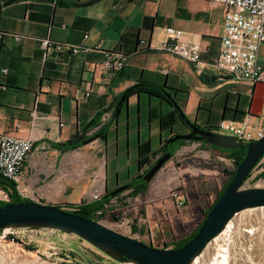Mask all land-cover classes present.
Wrapping results in <instances>:
<instances>
[{
    "label": "crops",
    "instance_id": "obj_1",
    "mask_svg": "<svg viewBox=\"0 0 264 264\" xmlns=\"http://www.w3.org/2000/svg\"><path fill=\"white\" fill-rule=\"evenodd\" d=\"M85 1L15 0L0 8V133L33 142L15 182L23 198L55 204L89 200L95 191L102 195L137 178L159 156L166 139L189 130L175 105L161 96L144 91L124 96L139 83L162 87V94L172 96L200 127L245 115L264 126V44L258 52L260 81L238 80L215 67L223 4ZM166 26L179 27L185 37L200 42V62L158 48ZM44 37L82 48L46 52L40 45ZM141 39L149 46H142ZM107 51L122 54L125 65L106 72ZM74 135L83 138L77 147L56 146ZM230 165L232 160L218 150L187 140L143 194L129 196L126 188L111 198L109 208L130 211L122 221L125 229L145 243L165 231L177 234L187 222L202 219L198 215L215 199ZM177 187L184 193L183 206L171 193Z\"/></svg>",
    "mask_w": 264,
    "mask_h": 264
},
{
    "label": "water",
    "instance_id": "obj_2",
    "mask_svg": "<svg viewBox=\"0 0 264 264\" xmlns=\"http://www.w3.org/2000/svg\"><path fill=\"white\" fill-rule=\"evenodd\" d=\"M15 0H3L0 8ZM53 1V0H51ZM98 0H86L89 5ZM189 127L185 133H177L168 141L176 139L199 140L219 148H237L245 142L234 135L214 132L200 127L191 120L184 119ZM96 134L93 136L95 138ZM166 146V144H165ZM246 153L225 186L221 195L214 201L206 216L201 221L193 237L178 248H157L140 239L121 233L99 220L67 212L62 208L41 200L24 199L8 202L0 206V229L16 226L50 227L61 231L73 232L96 247L107 251L119 262L131 261L134 264H190L207 244L217 236L228 221L243 209L264 206V186L245 187L247 174L264 155V136L245 144ZM170 157V152L163 153L143 175L150 181L163 163ZM15 184V182H12ZM128 183L120 184L110 191L111 195L126 189ZM56 244L68 246L66 242L56 240ZM73 259L82 264H118L94 260L86 254Z\"/></svg>",
    "mask_w": 264,
    "mask_h": 264
},
{
    "label": "built area",
    "instance_id": "obj_3",
    "mask_svg": "<svg viewBox=\"0 0 264 264\" xmlns=\"http://www.w3.org/2000/svg\"><path fill=\"white\" fill-rule=\"evenodd\" d=\"M206 1L225 6L221 48L215 67L238 80L251 82L262 80L263 66L258 59V52L264 44V0ZM164 34L165 38L159 43V49L175 53L188 61H201L199 41L185 37L184 31L176 26H166ZM87 36L88 34L85 33L84 37ZM140 42L149 46L145 39H141ZM40 45L46 52L77 53L82 48L80 43L61 42L49 37L41 38ZM124 65L125 57L122 54L106 52L103 60L106 72L113 73ZM2 70L6 71V68ZM210 130L234 135L245 143L264 136V126L256 124L249 115H245L241 120L223 118ZM32 148L33 142L29 138L0 133V172L14 182L18 181L21 168ZM22 193V191L18 192L21 197ZM171 193L176 198L178 206L185 204L184 193L180 188H174ZM100 195L98 191L93 192L90 199L98 198Z\"/></svg>",
    "mask_w": 264,
    "mask_h": 264
},
{
    "label": "rangeland",
    "instance_id": "obj_4",
    "mask_svg": "<svg viewBox=\"0 0 264 264\" xmlns=\"http://www.w3.org/2000/svg\"><path fill=\"white\" fill-rule=\"evenodd\" d=\"M230 166L232 169L234 168L233 161ZM244 186H264V155L252 168ZM190 189L192 188L187 187V190ZM0 200H8L7 193L1 187ZM66 202L62 201L55 204L63 205ZM112 211L114 215L119 214V221L108 215L100 218L99 221L112 229L132 236V232L125 229L127 223L122 222L125 220L124 215L130 211L123 212V209L120 208L117 211ZM203 212L198 217L203 216ZM201 220V218L192 219L185 224L184 230L177 234H167L170 231H165L163 235L155 236L154 241L150 240L148 244L157 248H172L174 241L188 236L189 233L191 234L195 228L193 226ZM191 222L193 224L190 227ZM246 222H252L253 227L248 229L245 226ZM234 223V228H232L231 236L227 242L228 264H264V206H254L241 210L235 215ZM7 231L8 229H0V264H82L72 258L73 256L80 257L81 254H86L94 260L105 263L126 264L125 262H127L115 260L107 251L96 247L73 232L50 227L31 226H16L9 228V232ZM56 240L66 242L68 246L58 245ZM203 251L202 261L209 263L216 253L215 243H208Z\"/></svg>",
    "mask_w": 264,
    "mask_h": 264
},
{
    "label": "trees",
    "instance_id": "obj_5",
    "mask_svg": "<svg viewBox=\"0 0 264 264\" xmlns=\"http://www.w3.org/2000/svg\"><path fill=\"white\" fill-rule=\"evenodd\" d=\"M142 46L148 47V45H146V44H142ZM134 91H137V92L144 91V92H147L150 94L161 96L163 99H165L169 103H173L175 105V107L177 108L178 117L181 120L184 121V119L188 118L187 115L182 111V109L180 108V106L178 105V103L176 102V100L172 96H170L168 94H167L168 96H165L164 94H162L165 92L162 87L152 85V84H147V83H139L137 86L125 90L124 96L132 94V93H134ZM211 127L212 126H208V127H204V128L211 129ZM174 134H177V133H174ZM171 136L169 138H171ZM169 138L166 139L164 144L160 147L159 156H161L165 152H170V155H171L180 145H182L185 141H187V139H183V138L176 139L173 141H168ZM81 140H83V138L81 136L74 135L72 138L66 140L65 142L57 143L56 146L59 148H73V147H76L77 145H79V142H81ZM203 143L206 146L213 148L215 150H218L219 152L223 153L226 157L230 158L233 161L234 168L231 171L226 172L228 174L227 179L224 182V184L220 187V189L217 191L215 199L210 203L207 210L205 212H203L202 220L206 216L208 210L210 209V207L212 206L214 201L223 192L225 186L227 185V183L229 182V180L233 176L237 165L239 164V162L241 161V159L244 157V155L246 153V146H245L246 143H244L242 146L237 147V148H219V147L214 146V145L209 144V143H205V142H203ZM165 144H166V146H165ZM150 166L151 165L149 164L147 169ZM146 170L142 174H140L137 178L126 182V183H128L127 189L130 188V191L128 193L129 196H134L138 193L143 194V192L147 186V183H148V181L143 178V175L146 172ZM250 172L247 174L246 179L249 177ZM12 182H14V181L7 178L6 176L3 175L2 172H0V187L8 195L7 201L0 200V206H2L5 203H8V201L9 202H17V201L26 199V198L21 197L18 194L15 184H12ZM110 191L109 190L105 191L104 194L100 195V197L95 198V199L80 200L79 202H74V203L66 202V203H63V205H61V204H52V205L59 207V208H62L67 212L76 213V214L82 215L84 217L95 219V220H99L100 218H102L106 215L117 220V219H119V214H117V215L113 214V211L109 208V203L111 201V198L117 197L120 192L116 193L115 195H111ZM200 224H201V222L193 230V232L191 234H189L188 236H186L182 239H179L177 241H174L172 248H178V247L182 246L186 241L190 240L193 237V235L197 232V229L200 226ZM146 244H148V243H146ZM148 245H151V244H148ZM26 247L29 249H33L30 246H26Z\"/></svg>",
    "mask_w": 264,
    "mask_h": 264
},
{
    "label": "bare ground",
    "instance_id": "obj_6",
    "mask_svg": "<svg viewBox=\"0 0 264 264\" xmlns=\"http://www.w3.org/2000/svg\"><path fill=\"white\" fill-rule=\"evenodd\" d=\"M260 207H262V206H260ZM234 219H235V216L233 218H231L228 221V223L225 226V228L209 242V243H215V245H216V253H215L214 256H212L211 261L209 263H205L204 261H202L203 252H204L203 251L202 253L197 255L192 260V262L190 264H228L229 253H228V246H227L228 243L227 242H228V239L231 236L232 228H234V225H235ZM253 225L254 224L252 222H246L245 226L249 229V228L253 227ZM6 229H8V227H6ZM125 263L126 264H134L131 261H127Z\"/></svg>",
    "mask_w": 264,
    "mask_h": 264
},
{
    "label": "flooded vegetation",
    "instance_id": "obj_7",
    "mask_svg": "<svg viewBox=\"0 0 264 264\" xmlns=\"http://www.w3.org/2000/svg\"><path fill=\"white\" fill-rule=\"evenodd\" d=\"M189 130H190V129H189ZM189 130H188V131H189ZM188 131H187V132H188ZM159 157H160V156H158V157H157V158H156V159H155L150 165H153V164L157 161V159H158Z\"/></svg>",
    "mask_w": 264,
    "mask_h": 264
}]
</instances>
